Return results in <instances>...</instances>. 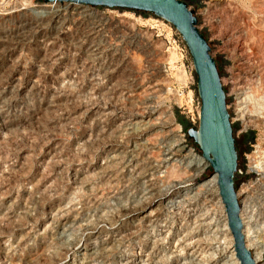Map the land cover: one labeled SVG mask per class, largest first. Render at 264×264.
<instances>
[{
    "label": "rangeland",
    "instance_id": "1",
    "mask_svg": "<svg viewBox=\"0 0 264 264\" xmlns=\"http://www.w3.org/2000/svg\"><path fill=\"white\" fill-rule=\"evenodd\" d=\"M183 1L226 91L243 170L235 175L241 217L264 264V0ZM25 5L0 15V264H121L127 256L139 264H238L219 192L200 186L213 169L189 163L202 156L187 132L199 126L200 99L176 28L138 10ZM117 105L144 119L142 128L156 123L134 152L137 168L125 172L119 160L106 164L120 139ZM125 132L131 149L141 131ZM177 141V159L162 166ZM151 183L169 194L155 216L140 219ZM59 208L74 224L67 232L54 223ZM98 233L111 247L85 258Z\"/></svg>",
    "mask_w": 264,
    "mask_h": 264
},
{
    "label": "water",
    "instance_id": "2",
    "mask_svg": "<svg viewBox=\"0 0 264 264\" xmlns=\"http://www.w3.org/2000/svg\"><path fill=\"white\" fill-rule=\"evenodd\" d=\"M68 2L104 8H123L150 12L171 23L182 36L192 58L200 99L199 126L188 129V135L210 162L221 200L228 218L240 264H257L247 247L241 207L236 191L235 175L238 152L227 107V96L212 48L199 30L197 17L183 0H44Z\"/></svg>",
    "mask_w": 264,
    "mask_h": 264
},
{
    "label": "bare ground",
    "instance_id": "3",
    "mask_svg": "<svg viewBox=\"0 0 264 264\" xmlns=\"http://www.w3.org/2000/svg\"><path fill=\"white\" fill-rule=\"evenodd\" d=\"M65 10L70 9V7H65L63 8ZM62 10V9H60ZM46 63V62H45ZM243 68V67H242ZM68 76V75H67ZM71 77V76H70ZM34 79V78H33ZM242 94V93H241ZM52 97V96H51ZM54 102V101H53ZM56 102V101H55ZM22 105V104H21ZM85 105V104H84ZM46 106V105H45ZM94 107V106H93ZM104 107V106H103ZM103 110V108H102ZM101 109H96L94 110V108H92L88 113H92V112H97L100 115H111L113 112H107L104 113V110L102 111ZM125 108L122 105H117L116 109H115V113L117 115L118 118H120V123L119 125L116 126V131L118 132V137H120V139H116L114 140V143H111L110 146L111 147H115L114 150L111 149V152H114L113 155L109 156V160L107 161L106 164L112 162L113 160H119L117 161V165H120V169H122L123 172L127 171V168H137L138 163L137 160L134 157V152L135 150L137 151V147L139 145H143L144 143L141 142V140L143 139V136L145 135L146 132L151 131L154 126L156 125V123H152L151 125H149V121H151L149 119L148 126L146 128H142V125L145 124V120L142 118H139L138 116H131L132 118H127V116L125 115ZM138 113V112H137ZM95 114V113H94ZM134 114V113H133ZM145 115V114H144ZM114 119V118H113ZM134 120V121H133ZM148 120V119H147ZM97 122V121H96ZM131 128H138L140 129V133L138 134V137L136 138V140L134 141V145H132L131 149L127 148L129 147V145H126L127 143L122 139V136H124L126 134L125 131H127L128 129ZM134 130V129H133ZM171 131V130H170ZM148 134V133H147ZM174 136V135H173ZM172 136V137H173ZM175 138V137H174ZM132 140V138H131ZM179 140V139H178ZM133 142V141H132ZM174 142V141H173ZM166 143V142H165ZM163 145V144H162ZM166 145V144H165ZM139 149V148H138ZM182 149V144L181 142L177 141L174 144H171L170 146H168V149L165 150V153L163 155V157L161 158L160 162L162 163V166L166 164H168L170 162V160L172 159H177L176 156H178L180 150ZM108 150V148L106 149ZM108 154V153H107ZM193 156L190 160L189 163H191L192 165H194L198 170H203L205 169V167L208 166V164H210V162L205 159L200 155H191ZM185 159V158H184ZM140 160V159H139ZM156 161V160H155ZM9 162V161H8ZM154 163V162H153ZM159 163V162H158ZM82 164V163H81ZM171 165V164H170ZM191 165V166H192ZM94 167V166H93ZM116 167V166H115ZM78 168V167H77ZM101 169L106 168V166L100 165ZM155 168V167H154ZM163 169V168H162ZM165 169V168H164ZM76 171V170H75ZM86 172V170H84ZM163 171V170H162ZM133 172V171H132ZM160 172V169H159ZM75 173V172H74ZM128 173V172H127ZM80 175V174H79ZM131 176V175H130ZM147 177V173L142 172L140 174V178L145 179ZM134 182V181H133ZM153 182V181H152ZM164 182V181H163ZM47 184V183H46ZM139 184V183H138ZM200 186L204 187L205 190L208 192H219V187L217 184V174H213V176L210 179H207L206 181H204L203 183L200 184ZM135 187V185H134ZM137 188V187H136ZM157 187L155 186L154 183H151L149 185H147L145 187V194H147V196L145 197V205L140 209V213H142V217L140 219H150L151 217L155 216V206H160L163 204V202L165 201V199L168 197L169 192L164 191V192H160L159 194H157ZM137 192V191H136ZM139 192V191H138ZM220 195V193H219ZM135 196V195H134ZM140 196V195H139ZM138 196V197H139ZM131 198V197H130ZM134 198V197H133ZM148 199V200H147ZM172 201V200H171ZM33 202V201H32ZM131 203V202H130ZM177 203V202H176ZM223 203V202H222ZM142 204V203H141ZM166 204V203H165ZM60 206V205H59ZM80 207V206H79ZM166 208V207H165ZM60 212H62L59 217L56 219V221H54V223H56V225H61L62 231L61 232H67L70 229L73 228L74 224L69 223V210H65L63 208H59L58 209ZM55 211V210H54ZM82 212V211H81ZM80 212V213H81ZM72 213V212H71ZM75 213V212H74ZM85 214V213H84ZM55 215V214H54ZM86 215V214H85ZM140 217V216H139ZM80 218V217H79ZM90 218V217H89ZM133 218V217H132ZM225 225L226 227H228V218H227V214L225 212ZM54 219V218H53ZM74 220V219H73ZM157 220V219H155ZM71 221V220H70ZM133 221V220H132ZM159 221V220H158ZM75 224L77 221H74ZM164 222V221H163ZM48 223V222H47ZM54 223H51L54 225ZM246 223V222H245ZM57 227V226H56ZM59 227V226H58ZM180 227V226H179ZM80 228V227H79ZM229 228V227H228ZM55 229V228H54ZM58 230V229H56ZM90 230V229H89ZM245 230V229H244ZM247 230H245V238H246V244L247 247L250 249V245L248 243V237L249 235L246 232ZM56 232V231H54ZM163 232V231H162ZM154 234V233H153ZM223 234V233H222ZM96 239H90L86 242L85 247H84V251L81 253L82 255H87V257L85 258H94L96 255V259H98V257H100L99 254L102 253V251H107L109 249L110 246V242L113 239H109V238H105V239H101V235L98 233L97 235H95ZM108 236V235H107ZM156 237V236H155ZM154 237V238H155ZM229 241V240H228ZM5 243V242H4ZM3 243V244H4ZM7 244V242H6ZM13 244V243H12ZM144 244V243H143ZM232 244H233V249H232V253H231V258L230 260H234L236 263L240 264L239 260L236 257V252L234 249V241L232 240ZM8 246V245H7ZM10 246V245H9ZM38 249V248H37ZM251 250V249H250ZM101 253H100V252ZM5 254V253H4ZM152 254V253H151ZM154 254V253H153ZM127 256V255H126ZM137 256V255H136ZM21 257V256H20ZM151 257V256H150ZM142 258V257H141ZM256 261H257V257ZM149 259V258H148ZM147 259V260H148ZM152 259V258H151ZM79 260V259H78ZM143 260V259H142ZM141 260V261H142ZM154 260V259H153ZM152 260V261H153ZM219 260V259H218ZM80 261V260H79ZM84 261V260H81ZM120 261L122 262L121 264H139L140 259L136 258V257H131V256H127V257H121ZM139 261V262H138ZM145 262V260H143ZM149 261V260H148ZM63 262V261H62ZM61 262V263H62ZM67 264L68 261H65ZM73 262V261H72ZM96 262V261H95ZM86 263V262H85ZM89 263V262H88ZM94 263V262H93ZM74 264V262L72 263ZM146 264V263H144Z\"/></svg>",
    "mask_w": 264,
    "mask_h": 264
},
{
    "label": "built area",
    "instance_id": "4",
    "mask_svg": "<svg viewBox=\"0 0 264 264\" xmlns=\"http://www.w3.org/2000/svg\"><path fill=\"white\" fill-rule=\"evenodd\" d=\"M21 1H24L26 3L25 7H54V6H63L65 7H70L72 9V6H75L76 9H91L94 8L93 6H87V5H77V4H72L68 2H44V0H0V15H7L10 13H13L17 11L18 4H21ZM60 4V5H59ZM237 174H243V170L241 167H238L237 169ZM245 232V230H244ZM255 257V256H254ZM256 259V258H255ZM257 262V261H256Z\"/></svg>",
    "mask_w": 264,
    "mask_h": 264
}]
</instances>
